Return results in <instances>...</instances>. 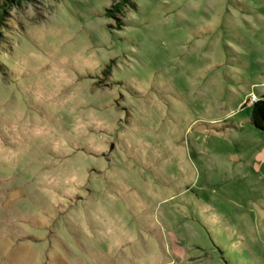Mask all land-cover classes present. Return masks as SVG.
Listing matches in <instances>:
<instances>
[{
  "label": "rangeland",
  "instance_id": "rangeland-1",
  "mask_svg": "<svg viewBox=\"0 0 264 264\" xmlns=\"http://www.w3.org/2000/svg\"><path fill=\"white\" fill-rule=\"evenodd\" d=\"M134 1L5 6L0 264H264V0Z\"/></svg>",
  "mask_w": 264,
  "mask_h": 264
},
{
  "label": "trees",
  "instance_id": "trees-1",
  "mask_svg": "<svg viewBox=\"0 0 264 264\" xmlns=\"http://www.w3.org/2000/svg\"><path fill=\"white\" fill-rule=\"evenodd\" d=\"M12 1L16 3L21 2V0H6L5 3H3L2 9H0V28L5 26V6L10 5ZM129 6L135 8L137 5L134 0H114L111 8H107L106 15L119 20V15H125ZM250 122L255 128L264 131V94L251 104Z\"/></svg>",
  "mask_w": 264,
  "mask_h": 264
},
{
  "label": "built area",
  "instance_id": "built-area-1",
  "mask_svg": "<svg viewBox=\"0 0 264 264\" xmlns=\"http://www.w3.org/2000/svg\"><path fill=\"white\" fill-rule=\"evenodd\" d=\"M258 98H259V96L251 95L250 98H249L250 99V103H253V102L257 101Z\"/></svg>",
  "mask_w": 264,
  "mask_h": 264
}]
</instances>
